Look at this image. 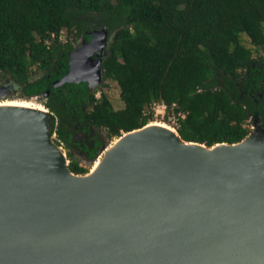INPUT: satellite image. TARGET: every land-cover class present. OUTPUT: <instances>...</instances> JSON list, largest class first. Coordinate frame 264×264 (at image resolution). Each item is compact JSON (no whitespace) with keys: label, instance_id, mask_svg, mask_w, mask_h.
I'll list each match as a JSON object with an SVG mask.
<instances>
[{"label":"water","instance_id":"obj_1","mask_svg":"<svg viewBox=\"0 0 264 264\" xmlns=\"http://www.w3.org/2000/svg\"><path fill=\"white\" fill-rule=\"evenodd\" d=\"M87 35L53 87L101 82L110 35ZM250 119L219 147L143 125L82 178L48 146L46 109L0 108V264H264V133Z\"/></svg>","mask_w":264,"mask_h":264},{"label":"trees","instance_id":"obj_2","mask_svg":"<svg viewBox=\"0 0 264 264\" xmlns=\"http://www.w3.org/2000/svg\"><path fill=\"white\" fill-rule=\"evenodd\" d=\"M263 25L264 0H0V77L14 83L19 97L44 99L49 131L61 141L83 122L103 129L106 139L117 137L151 123L142 111L162 100L185 112L175 129L180 139L235 143L250 133L252 115L264 133V58L252 56L264 51ZM101 27L110 35L101 81L117 85L118 108L83 82L51 85L66 72L72 50L56 40L59 30L87 40ZM33 71L41 74L30 80ZM97 143L89 162L105 145ZM65 156L70 172L87 171Z\"/></svg>","mask_w":264,"mask_h":264},{"label":"rangeland","instance_id":"obj_3","mask_svg":"<svg viewBox=\"0 0 264 264\" xmlns=\"http://www.w3.org/2000/svg\"><path fill=\"white\" fill-rule=\"evenodd\" d=\"M263 30H264V25H263ZM81 41V36L80 35H74L73 34V30H71L70 32V35H69V38L67 39L66 42H60V44H63V43H68L71 47H74L76 45H78ZM241 41L242 43L247 46V47H251L248 39L244 36V35H241ZM252 48V47H251ZM260 52V50H258L257 52H253L252 53V56L253 57H257L258 53ZM41 74V71H33L30 75H29V79H34L36 77H38L39 75ZM1 79L0 80H3L7 77L5 76H1L0 77ZM103 92L105 94V96L107 97V99L109 100V102L111 103L112 107L113 108H118L121 106V102L120 100L118 99V87L117 85L115 84V82L111 81V80H105V81H101L98 85H96L93 89V93L96 94L97 92ZM12 100V99H20V100H26L25 98H22V97H19V95L16 93V92H13V93H8L7 94V97L4 99V100ZM27 100H31L32 102L34 103H39L43 106V101L44 99H42L41 97H30V98H27ZM0 101H3V100H0ZM44 107V106H43ZM45 108V107H44ZM46 109V108H45ZM49 114V113H48ZM152 120V121H151ZM151 122H162V119L157 116V117H151ZM166 124V123H165ZM246 125L248 126V128L250 129V131L254 130V127L252 125V120H247L246 121ZM99 133L105 137V144L108 143L109 141L111 142L112 140H114L115 138L117 137H111L110 139H106V136H105V131L103 129H99ZM51 140L53 142H55V137L53 136H50ZM109 142V143H110ZM56 143V142H55ZM62 148V147H61ZM64 150V149H63ZM98 152V151H97ZM96 152V153H97ZM64 153H65V150H64ZM96 155V154H95ZM66 158V157H65ZM71 158L76 160L80 165H82L83 167L87 168V171L89 170L90 166V162L86 159H82L80 157H78L77 155L75 154H71ZM66 161L68 162V160L66 159ZM66 162V163H67Z\"/></svg>","mask_w":264,"mask_h":264},{"label":"bare ground","instance_id":"obj_4","mask_svg":"<svg viewBox=\"0 0 264 264\" xmlns=\"http://www.w3.org/2000/svg\"><path fill=\"white\" fill-rule=\"evenodd\" d=\"M0 101V108L3 107H17V108H29V109H34V110H39V111H45V108L39 104V103H34L31 100H20V99H12V100H4ZM152 121V120H151ZM149 121V122H151ZM145 129H158L165 131L167 133H170L173 136H176L175 130L170 127L169 125L165 124L164 122H151L147 123L144 125V127L140 130H145ZM133 132H123L119 137L115 138L111 143H109L107 146H105L101 152L98 154L96 157L95 161L92 163V166L90 169L86 172L85 175H82L81 177H88L90 175L95 174L97 171L103 168V166L107 163L109 159L112 158L114 155L115 149L117 145L120 143V141L130 135ZM48 146L60 157L63 158L64 162L66 163V158L64 156L63 149L60 147L58 144L52 143L50 140L47 139ZM188 146L192 147H197V148H202L200 145L195 144V143H188ZM222 146L221 144H216L214 147H219ZM213 147V148H214ZM212 148V149H213ZM80 177V176H79Z\"/></svg>","mask_w":264,"mask_h":264},{"label":"flooded vegetation","instance_id":"obj_5","mask_svg":"<svg viewBox=\"0 0 264 264\" xmlns=\"http://www.w3.org/2000/svg\"><path fill=\"white\" fill-rule=\"evenodd\" d=\"M76 46L72 47V49L75 48ZM258 50H260L258 55L261 58H264V51L262 50V48H259ZM256 59H257V57H256ZM83 83L86 85L85 82H83ZM0 85H3L6 87L4 90L6 92V94L12 93L14 90V83L9 78H5L3 80H0ZM86 87H87V85H86ZM94 87H92L91 89L88 88V90L92 91L94 89ZM98 96H99V94H98ZM55 124H56V119H54V125ZM249 132H251L250 129H249ZM52 133L54 134L56 144L60 145L65 150V153H68L69 155H71L73 153L82 159H86L88 154L91 151L98 148L97 142H103L105 144V137H103L99 133V129L93 128L84 122H83V125H81V126L76 125V126L70 127L68 129V140H66V141H61L60 139H58L56 137L54 132H52ZM109 142L105 146H107L109 144ZM96 157H95V159H96ZM95 159L90 163V165L95 161Z\"/></svg>","mask_w":264,"mask_h":264},{"label":"built area","instance_id":"obj_6","mask_svg":"<svg viewBox=\"0 0 264 264\" xmlns=\"http://www.w3.org/2000/svg\"><path fill=\"white\" fill-rule=\"evenodd\" d=\"M55 38L54 34H50L49 38H45L43 40V44L48 47L51 40ZM69 38V35L67 34L65 29L59 30L56 40L58 42H66ZM99 91L94 94L95 98L98 97ZM176 104L170 103L167 105L164 101L158 100V101H152L150 102L147 107L142 111V115L151 117H157L159 116L162 119V122L166 123L170 127H172L174 130L179 126L180 121L184 118L185 112L176 110Z\"/></svg>","mask_w":264,"mask_h":264}]
</instances>
